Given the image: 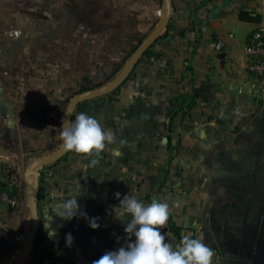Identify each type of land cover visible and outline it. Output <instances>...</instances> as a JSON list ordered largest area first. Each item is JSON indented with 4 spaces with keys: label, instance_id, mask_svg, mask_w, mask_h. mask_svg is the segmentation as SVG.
I'll return each instance as SVG.
<instances>
[{
    "label": "crops",
    "instance_id": "obj_1",
    "mask_svg": "<svg viewBox=\"0 0 264 264\" xmlns=\"http://www.w3.org/2000/svg\"><path fill=\"white\" fill-rule=\"evenodd\" d=\"M74 2L89 24L68 0H0V184L18 198L16 208L0 201V264H15L32 232L28 170L63 144L70 102L119 76L163 18V0ZM170 9L128 78L74 111L72 121L92 115L115 142L99 156L69 152L39 171V229L25 264H92L134 242L113 212L132 193L145 204L166 201L183 236L193 238L212 210L203 179H215L218 194L240 188L264 197V100L250 91L246 53L248 37L264 30V0H170ZM72 197L77 215L55 217V205ZM161 232L173 247L180 243L169 221Z\"/></svg>",
    "mask_w": 264,
    "mask_h": 264
},
{
    "label": "clouds",
    "instance_id": "obj_2",
    "mask_svg": "<svg viewBox=\"0 0 264 264\" xmlns=\"http://www.w3.org/2000/svg\"><path fill=\"white\" fill-rule=\"evenodd\" d=\"M60 135L65 151L85 156H99L107 145L115 142L112 130L105 129L96 117L85 112H79L74 121L64 122ZM116 195L119 197L120 194ZM78 211L76 197L57 203L53 209L54 216L62 220H71ZM113 212L114 219L125 224L128 238L134 236L135 240L115 251L105 252L92 264H213L215 251L204 242L203 234L195 238L184 235L176 247L166 241V236L161 232L171 215L166 201L154 198L145 204L132 193L125 195ZM80 215L87 218L86 213ZM52 219L53 216L49 215L44 222L45 229H49L50 239L57 234L51 226ZM89 226L99 228L97 218L89 219ZM72 242L73 237L69 233L66 235L67 246H71Z\"/></svg>",
    "mask_w": 264,
    "mask_h": 264
},
{
    "label": "rangeland",
    "instance_id": "obj_3",
    "mask_svg": "<svg viewBox=\"0 0 264 264\" xmlns=\"http://www.w3.org/2000/svg\"><path fill=\"white\" fill-rule=\"evenodd\" d=\"M203 182H208L209 192L204 199L208 198L212 210L204 213L208 224L200 230V234H203L204 242L214 249L215 259L220 264H264V248L255 251L257 241L264 242L262 192L259 194L257 191L252 196L246 193V189L241 191L239 188L235 194H218L215 192V179H203ZM228 182L232 186L233 180L228 179ZM254 197L255 211L252 210ZM248 205L249 210H245Z\"/></svg>",
    "mask_w": 264,
    "mask_h": 264
},
{
    "label": "water",
    "instance_id": "obj_4",
    "mask_svg": "<svg viewBox=\"0 0 264 264\" xmlns=\"http://www.w3.org/2000/svg\"><path fill=\"white\" fill-rule=\"evenodd\" d=\"M171 15V9H170V0H163V18L158 25V27L141 43V45L137 48V50L132 54L130 59L128 60L125 68L121 72L119 76H117L111 83H109L107 86H104L101 89L82 93L77 95L72 99L70 102L66 115L64 118V122H67L69 120H72L74 111L76 107L81 104L84 101L97 98L100 96H104L106 94H109L113 91H115L131 74L133 71L136 63L139 61V59L143 56V54L151 47V45L157 40V38L160 36V34L163 32V30L166 28L169 19ZM63 122V123H64ZM68 151H65L63 144L61 147L54 153L49 154L47 156L42 157L41 159L37 160L34 164H32L28 170V180L30 183V192L28 195V203L31 207L32 212V219H33V228L30 236L27 239V242L20 254V258L16 261L15 264H25L27 260L29 259L32 249L35 243V238L38 233L39 229V219L37 216L38 212V205L36 203V197L38 194V188H39V171L43 169L44 167L54 164L56 162L61 161L63 158H65L68 155Z\"/></svg>",
    "mask_w": 264,
    "mask_h": 264
},
{
    "label": "built area",
    "instance_id": "obj_5",
    "mask_svg": "<svg viewBox=\"0 0 264 264\" xmlns=\"http://www.w3.org/2000/svg\"><path fill=\"white\" fill-rule=\"evenodd\" d=\"M246 53L248 55L247 82L256 100H264V30L254 31L247 39ZM0 201L16 208L18 198L11 196L0 184ZM49 264H67L61 260H54Z\"/></svg>",
    "mask_w": 264,
    "mask_h": 264
},
{
    "label": "trees",
    "instance_id": "obj_6",
    "mask_svg": "<svg viewBox=\"0 0 264 264\" xmlns=\"http://www.w3.org/2000/svg\"><path fill=\"white\" fill-rule=\"evenodd\" d=\"M70 3H71V7H72V12H76V13H80L81 14V20L85 23V24H89V22H88V20H87V18H85L84 16H83V11H82V9L80 8V6H81V4L80 3H78V2H74V0H68ZM90 1L91 0H84V3L86 4V5H88L89 6V4H90ZM136 37H138V36H136ZM142 38V37H141ZM140 38V39H141ZM171 120H172V118L170 117L169 118V122H171ZM41 191H42V188H38V194H37V197H36V203L38 204V202H39V200H40V197H41ZM11 196H16L15 195V193H12V195ZM169 228H170V232L178 239V241L180 242V240L182 239V237H183V229L182 228H180L177 224H175L174 222H173V220H172V217L170 216V218H169Z\"/></svg>",
    "mask_w": 264,
    "mask_h": 264
}]
</instances>
